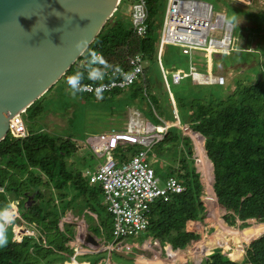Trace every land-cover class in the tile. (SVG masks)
Masks as SVG:
<instances>
[{
    "label": "trees",
    "instance_id": "16d2710c",
    "mask_svg": "<svg viewBox=\"0 0 264 264\" xmlns=\"http://www.w3.org/2000/svg\"><path fill=\"white\" fill-rule=\"evenodd\" d=\"M155 7L153 0H147L148 29L142 38L133 33L129 16L128 20L121 16L117 7L100 33L66 75L79 74L80 80L85 81L86 69L90 67L89 59L96 53L101 57L100 63L95 66L96 71L117 65L127 70L128 58L142 53L144 67L141 82L144 84V95L148 97L152 107H155L157 105L155 96L147 93L150 82L157 83L159 79L161 81L157 73V71L160 73L159 68L153 65H157L154 55L158 33L155 30L159 29L154 20ZM168 48L172 51L175 47L168 46ZM179 54L181 55L180 52ZM147 61L150 62L148 66H146ZM161 62L165 66L164 54L161 56ZM262 68L264 66H261V71L258 73L261 77L258 78L257 74L253 83L246 85L236 81L235 92L224 101L219 100L213 90L207 89L208 91L202 94L193 93L189 101H185V97L180 96L175 102L181 122L194 131L193 133L197 132L194 134V139L199 135L204 138V149L213 165V190L218 204L225 210L224 223L232 228L243 226L251 219L264 223V72ZM136 85L137 83L133 84L129 87L130 90L124 93H127L126 95L132 93L137 89L133 88ZM215 86L221 88L220 85ZM192 87L198 86L192 85ZM118 92L119 90H114L111 95L116 96ZM88 99L90 106L93 107L94 98L88 96ZM38 100L26 109V113H30L32 117L42 109ZM186 106L189 108L188 111H185ZM157 117L169 122L174 120L172 116L167 118L169 120L164 119L163 113ZM158 123L160 122L156 120V124ZM169 125L171 127L174 124ZM26 129L27 137L17 139L7 136L0 142V188L4 190L0 192V213L11 201L17 200L18 208H21L20 219L27 224L35 225L44 237L47 247L42 245L41 239L35 241L31 238H23L20 242L13 241L11 230L7 227L6 230H0V264L62 262L66 258L59 253L67 255L71 254V250L68 247L70 237L60 234L57 229L60 216L68 207H72L75 200L83 199L84 205L89 207L91 202L98 200L101 188L90 186L87 179L82 177L83 170H86L81 165L82 161L77 164L71 162L68 165L67 160L73 157L74 150L70 139L53 137L41 131L35 132L29 124H26ZM181 137L183 136L180 130L173 128L167 132L162 142L154 146L155 150L164 143L178 142ZM181 139L185 142V150L189 154L190 148L187 144L189 139L186 137ZM199 149L205 162L210 164L209 176L212 179L211 163L205 158L200 144ZM185 158L182 156V162ZM200 171L203 178L201 168ZM176 176L183 185L184 191L173 195L168 202L157 200L152 204L150 223L146 232L149 237L157 238L162 246L170 245L173 250H180L187 248L190 241L195 239V236L187 231V221L193 214L202 211L204 203L199 196L200 184L197 175L192 169L185 168V172L179 171ZM51 189L56 193L52 195ZM257 228H260V225L244 229L242 234L250 239L258 234ZM66 233L72 236V229L67 227ZM210 245L212 244L209 243L208 246ZM239 247L238 243L236 248ZM210 248L208 247V252L212 251ZM240 256L237 250L231 257L239 259ZM201 264L236 263L214 252ZM242 264H264V233L248 244Z\"/></svg>",
    "mask_w": 264,
    "mask_h": 264
},
{
    "label": "rangeland",
    "instance_id": "374dc122",
    "mask_svg": "<svg viewBox=\"0 0 264 264\" xmlns=\"http://www.w3.org/2000/svg\"><path fill=\"white\" fill-rule=\"evenodd\" d=\"M200 1L208 3L213 13L225 14L226 21L233 25L231 31V37L234 41L233 49L228 52L212 53L210 59H208L207 56L204 57V54L201 55L195 51V54L190 58V62L197 72L204 75L210 73L223 76L225 83L221 88L215 85L193 88L189 78L181 81V84L178 86L172 85L169 81V90L172 94L170 97L162 81L161 72L159 73L157 71L159 74L158 79L160 77L162 82L160 79L157 83H154V81L150 82V84H148L149 90L146 89L148 91L147 93H151L155 96L157 101L155 107H152L148 97L144 95V84L141 82L143 78L141 81H138L139 83L136 82L137 85L133 88L137 89L133 90L132 93L128 95L124 93L126 90L129 91L130 88L119 90V94L116 96H112V92L108 93L101 98H94L95 103L91 102L94 104V106L91 107L88 96L80 94L73 89L71 91L66 84L65 78H62L53 86L49 93L46 92L38 100V104L42 107L39 113L35 114L34 117H32L30 113L23 115L25 124H29L35 132L41 131V133H46L53 137L70 139L74 150L73 157L67 160V163H69L68 165H70L71 162L77 164L82 161L83 164L81 165L84 169L93 170L100 160L91 158L92 156L86 146V140L91 136L98 135L99 133L111 129L124 131L131 110H137L147 122L156 123V120L159 121L157 115L161 113L165 116L164 119L171 116L174 117L173 113H175V109L178 112L175 102L180 96L185 97V101H189L193 93L202 94L208 89L213 90L219 97L218 99L224 101L235 92L236 81H240L241 84L246 85L253 83L256 75L261 71V66H264V0ZM153 2L156 6L154 20L159 28L166 0H153ZM128 7L129 2L127 0H122L118 4L119 14L126 17L127 20L129 15ZM155 31L158 33L159 29ZM177 51H179L178 48H172L171 51L167 46L163 52L164 58L166 59V64L163 68L168 71H166L168 79L171 69L175 67L181 68L185 72L188 71L189 57L180 55ZM158 54L156 49L154 59L157 65L153 64L155 67L158 66ZM148 65H150L149 61H147L146 66ZM262 69L264 72V68ZM158 70L160 71V68ZM188 110L189 108L186 106L185 111ZM175 115L177 122L173 123L176 125L174 129L180 130L183 136L181 138L186 137L189 139L187 144L190 148V153H187L188 151L185 150V142L180 138L178 142L171 141V143L159 145L160 148L157 150H155L154 147L152 149V155L148 156V162L159 177L160 186L163 185L164 181L169 176H176L179 171L180 173L185 172V168L193 170L200 184L199 196L204 203V208L199 214H193L187 221V231L195 236L194 241L196 242H193V245L196 249L189 251L190 247L185 248L183 252L186 255V260L182 261L180 264H186V262L187 264L197 263L199 258L203 257L205 253H208V247H211L210 249L212 250L209 254L215 252L229 258L236 264H242L248 244L264 233V223H258L254 219H251L248 220L245 225L236 226L234 228L224 223L223 216L225 210L218 204L212 186L213 165L211 164L212 179H210V182L202 178L200 171V168L202 169L201 162L203 160L200 158L201 151L199 149V144L201 145V150H203L205 158H207L204 149V138L200 135L198 137L195 136L197 137L195 138L197 142H195L194 134L197 133L190 131L188 127L181 122L179 113ZM138 149L139 146L133 148L135 151ZM117 155L126 156L127 153H117ZM182 156L186 157L184 162H182ZM83 171L85 172L86 170ZM51 192L52 195L56 193L53 189H51ZM82 200H75L72 207H68L67 210H70L75 218H83L87 234H97L105 239H111V218L105 212V205L103 204L101 196L99 195L98 200L91 202L89 207H86ZM47 201L50 202L48 199ZM17 203L19 202L17 201ZM95 206L97 209L94 208V210H92ZM18 210L20 213L21 208L19 207ZM95 215H97V219ZM17 224H20L18 220L10 222L12 231H14L13 226ZM68 225L69 228L70 226L72 227L73 233H75L77 223H68ZM256 225H260V228L256 230L258 234L247 239L242 234V231ZM6 228L7 227H5L0 220V229L6 230ZM251 231H255V229H251ZM248 232L250 231L248 230ZM60 234L66 237L69 236L67 233ZM147 238H149L148 233L143 232L138 237L128 238L127 240L130 243H141L148 240ZM14 239H16V237H14ZM209 243L212 245L208 246ZM238 243L240 247L236 248ZM237 250L241 256L239 259H234L231 256ZM98 257H106V254L79 255L76 259L79 264H83L84 261H90ZM203 259L204 257L202 260ZM110 261L112 264L119 262L125 264V262H127L115 254L110 256ZM53 264L76 263L69 261L56 262Z\"/></svg>",
    "mask_w": 264,
    "mask_h": 264
},
{
    "label": "built area",
    "instance_id": "2783aa9c",
    "mask_svg": "<svg viewBox=\"0 0 264 264\" xmlns=\"http://www.w3.org/2000/svg\"><path fill=\"white\" fill-rule=\"evenodd\" d=\"M120 1L122 0H118V4ZM127 1L133 33L142 38L148 29L147 0ZM231 31L232 25L226 21L225 15L213 13L206 2L166 0L158 31L159 52L165 46L171 45L180 48L181 53L189 57L187 72L182 69L170 72L171 84L178 85L182 80L189 78L193 85H224L222 76H214L210 73L204 75L197 72L190 58L195 50L203 51L208 59L212 53L230 51L233 40ZM100 61L99 53L90 57V67L86 69L87 79L79 80L76 89L78 93L95 99L101 98L114 90H126L143 77L142 53L128 58L129 69L127 70L117 65L113 68L103 67L96 71L95 66ZM160 69L164 84L168 88L166 72L161 65ZM69 87L72 89L70 85ZM160 121L161 124L154 125L144 120L137 110H132L124 131L112 129L86 140L91 156L100 161L93 170L86 169L82 177L87 179L90 186L101 188V199L111 218V239L93 236L94 243L89 242L90 236L86 233L83 218H75L71 211L67 210L58 220V231L66 233L68 223L76 222L77 226L68 243L71 254L59 253L66 258L62 262L77 263L76 257L86 254H106V257H98L84 264H111L112 254H124L131 257L130 262L125 264H180L186 260L183 250H173L170 245L162 246L157 238L149 237L141 243H130L127 240L136 238L147 231L151 206L155 201L168 202L173 195L184 191L183 185L174 176H169L160 186V179L148 162L152 149L163 140L170 127L166 121ZM8 133L13 138L27 137L22 113L11 117L8 123ZM135 146H139L136 151L133 150ZM119 152L127 153V155H117ZM4 211L3 214L0 213V218L5 227L9 226L11 221L21 220L16 201L11 202ZM13 230L11 231L13 241L20 242L23 238H33L36 241L41 239L42 245L47 247L44 237L35 226L21 222L19 225H14ZM193 242H190L189 251L196 249Z\"/></svg>",
    "mask_w": 264,
    "mask_h": 264
},
{
    "label": "water",
    "instance_id": "95a60500",
    "mask_svg": "<svg viewBox=\"0 0 264 264\" xmlns=\"http://www.w3.org/2000/svg\"><path fill=\"white\" fill-rule=\"evenodd\" d=\"M117 6L118 0H0V142L11 117L70 70Z\"/></svg>",
    "mask_w": 264,
    "mask_h": 264
},
{
    "label": "clouds",
    "instance_id": "9594fccd",
    "mask_svg": "<svg viewBox=\"0 0 264 264\" xmlns=\"http://www.w3.org/2000/svg\"><path fill=\"white\" fill-rule=\"evenodd\" d=\"M118 7V6H117ZM117 9V8H116ZM225 15V14H224ZM226 17V16H225ZM232 25V24H231ZM232 27H233V25H232ZM158 40V39H157ZM233 41V40H232ZM156 45H157V42H156ZM233 45H234V41H233V43H232V47H233ZM168 46H171V45H168ZM166 47L167 46H165L164 47V49L161 51V52H159V49H158V47H156V49H157V51H158V57H157V60H158V66H159V68H160V65L162 66V68L164 67L163 65H162V62H161V56H162V54H163V52L165 51V49H166ZM173 47H175V48H178V47H176V46H173ZM233 49V48H232ZM178 50H179V52L181 53V50H180V48H178ZM195 51H197L199 54H201V55H203L204 54V52L203 51H199V50H195ZM195 51H193V53H192V55H194L195 54ZM216 53H218V52H216ZM181 55H183L182 53H181ZM218 55V54H217ZM184 56H188V55H184ZM205 57V56H204ZM77 62V61H76ZM75 62V63H76ZM188 64H189V61H188ZM92 67V66H91ZM175 69H181V68H178V67H175V68H173V69H171V71H173V70H175ZM163 70L166 72L167 70L165 69V68H163ZM183 70V69H182ZM170 71V72H171ZM68 72V71H67ZM160 72H161V69H160ZM168 72V71H167ZM167 72H166V76H167ZM212 75H214V76H216L217 74H212ZM217 76H220V75H217ZM69 77H71V78H69ZM161 77H162V74H161ZM223 77V76H222ZM62 78H65V80H66V84L68 83L71 87H72V89L75 91L76 89H77V85L79 84V80H80V75L79 74H77L76 76H67L66 74L62 77ZM61 78V79H62ZM67 78H69L68 79V81H67ZM143 78V77H142ZM141 78V79H142ZM60 79V80H61ZM167 79H168V76H167ZM186 79H188V78H186ZM59 80V81H60ZM185 80V79H184ZM141 81V80H140ZM162 81H163V78H162ZM183 81V80H182ZM168 82H169V79H168ZM190 82H191V80H190ZM163 83H164V81H163ZM181 83V82H180ZM225 83V82H224ZM67 84V86L69 87V85ZM178 85H180V84H178ZM178 85H174V86H178ZM191 85H193L192 84V82H191ZM54 86V85H53ZM52 86V87H53ZM164 86H165V88L167 89V92H168V94H169V96L171 97V92H170V90H169V86H168V88L166 87V85L164 84ZM195 86H209V85H195ZM220 86H223V85H220ZM69 89L72 91V89L69 87ZM40 99V98H39ZM132 111V110H131ZM130 111V112H131ZM24 114H26V111L25 112H22V118H23V115ZM174 115V120L175 121H173L172 123H176L177 122V118H175V114H176V109H175V113H173ZM158 120H159V122L160 123H158V124H156V123H152V124H154V125H159V124H161V121L160 120H163V119H161V118H158ZM24 121V120H23ZM164 121H166V120H164ZM9 123V122H8ZM25 123V122H24ZM166 123H168V124H172V123H170L169 121H166ZM184 125H186V124H184ZM25 126H26V124H25ZM176 127V125L174 124L173 126H171V127H169V129H168V131H170L171 129H173V128H175ZM186 127H188L187 125H186ZM188 129L190 130V131H192L189 127H188ZM112 130V129H111ZM26 131H27V129H26ZM109 131V130H108ZM167 131V132H168ZM167 132H166V134H167ZM192 132H194V131H192ZM28 133V132H27ZM195 133H197V132H195ZM165 134V135H166ZM199 134V133H198ZM165 135H164V137H165ZM7 136H11L8 132H7ZM17 139H20V138H17ZM163 140H164V138H163ZM162 140V141H163ZM161 141V142H162ZM160 143V142H159ZM157 145V144H156ZM155 145V146H156ZM91 154V153H90ZM207 156V155H206ZM93 158V157H92ZM208 158V157H207ZM209 160V159H208ZM210 161V160H209ZM210 163L212 164V162L210 161ZM176 178V177H175ZM179 180V179H178ZM213 185V184H212ZM0 189H3V188H0ZM2 191H4V190H2ZM1 191V192H2ZM214 191V190H213ZM214 195H215V193H214ZM101 196V195H100ZM216 200H217V198H216ZM17 202V200H14V201H11V202ZM202 201V200H201ZM10 202V203H11ZM28 202V201H27ZM203 202V201H202ZM10 203H9V205H10ZM8 205V206H9ZM7 206V207H8ZM6 207V208H7ZM5 208V209H6ZM68 209V208H67ZM66 209V210H67ZM17 210H18V203H17ZM65 210V211H66ZM106 211V210H105ZM5 211H3V212H1V214H3ZM65 213V212H64ZM107 213V212H106ZM18 214H19V211H18ZM62 216V215H61ZM96 216V219H97V215H95ZM0 220H1V222L3 223V221H2V219L0 218ZM21 222H24V224H27L25 221H23V220H20ZM19 221V222H20ZM19 225V224H18ZM27 225H29V224H27ZM6 227H9L10 228V230H11V227H10V225L9 226H6ZM68 227V226H67ZM70 228H71V226H70ZM12 231V230H11ZM65 232H66V229H65ZM12 233V232H11ZM72 235H73V231H72ZM12 236H13V233H12ZM89 236L91 237V238H93V236H96L97 237V235H92V234H89ZM70 238H71V236H69ZM259 237V236H258ZM31 239H33V238H31ZM34 240V239H33ZM107 240H110V239H107ZM195 239H192L191 241H194ZM36 241V240H35ZM190 241V242H191ZM194 242H196V241H194ZM189 245H190V243H189ZM189 245H188V247H189ZM187 247V248H188ZM71 250V249H70ZM180 250H183L184 251V249H180ZM212 254H214V252L212 253H210L209 254V252L208 253H205V255L203 256L204 257V259L203 260H205L206 258H208L210 255H212ZM115 255H118V254H115ZM129 257V256H128ZM203 257H201V258H199V261L197 262V263H194V264H201V262L203 261L202 260V258ZM130 258L131 257H129L128 258V262L127 263H129L130 262ZM76 262H77V259H76ZM86 261H84V263H85ZM83 263V264H84ZM119 263H121V262H119ZM76 264H79L78 262L76 263ZM112 264V263H111ZM114 264H116V263H114ZM186 264H187V262H186Z\"/></svg>",
    "mask_w": 264,
    "mask_h": 264
},
{
    "label": "bare ground",
    "instance_id": "6f19581e",
    "mask_svg": "<svg viewBox=\"0 0 264 264\" xmlns=\"http://www.w3.org/2000/svg\"><path fill=\"white\" fill-rule=\"evenodd\" d=\"M200 158H202L201 160H203L201 162V167H202L201 170H202V173H203V179L205 178V180H209V182H210V179H211L210 176H209V167H210V164L207 163V162H205L202 153H201V157Z\"/></svg>",
    "mask_w": 264,
    "mask_h": 264
},
{
    "label": "crops",
    "instance_id": "0c3cea01",
    "mask_svg": "<svg viewBox=\"0 0 264 264\" xmlns=\"http://www.w3.org/2000/svg\"><path fill=\"white\" fill-rule=\"evenodd\" d=\"M176 113H178L177 111H176ZM22 223H24V222H22ZM20 224H21V221H20ZM87 227V226H86ZM97 235V234H96ZM98 237H100L99 235H97ZM120 255H122V254H120ZM118 257H121V256H119V255H117ZM122 259H124L125 261H127L128 262V258H124V257H121ZM125 261H123V262H125ZM127 262H125V263H127Z\"/></svg>",
    "mask_w": 264,
    "mask_h": 264
}]
</instances>
